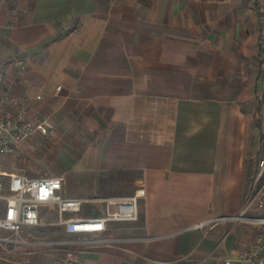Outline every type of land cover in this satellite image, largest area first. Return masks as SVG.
I'll list each match as a JSON object with an SVG mask.
<instances>
[{
  "label": "crops",
  "instance_id": "0c3cea01",
  "mask_svg": "<svg viewBox=\"0 0 264 264\" xmlns=\"http://www.w3.org/2000/svg\"><path fill=\"white\" fill-rule=\"evenodd\" d=\"M258 16L255 0H0V95L48 128L0 154L1 181L53 132L71 141L63 164L84 162L111 193L145 192L138 221L83 236L56 223L108 246L0 249V264H224L248 250L256 224L197 225L240 213L256 179L245 102L264 95Z\"/></svg>",
  "mask_w": 264,
  "mask_h": 264
},
{
  "label": "built area",
  "instance_id": "2783aa9c",
  "mask_svg": "<svg viewBox=\"0 0 264 264\" xmlns=\"http://www.w3.org/2000/svg\"><path fill=\"white\" fill-rule=\"evenodd\" d=\"M255 1L259 13V48L264 80V0ZM6 78V71L0 68V87ZM45 132H48V128L44 121L25 118L14 97L0 95V154L11 153L26 138ZM64 184V177L60 175L32 177L26 173L11 174L9 181L3 183L0 173V199L5 201L0 214V229L10 233L8 237L0 236V245L4 250L11 251L19 245H80L89 250L108 246L115 241L110 237H81L63 241L26 237L24 233L30 228L47 224L41 214L43 205H55L59 212L56 223L64 226L67 233L80 236L104 232L110 222H134L140 219V199L145 195L143 189L129 196L84 198L66 195ZM87 203L100 205V214L84 213ZM221 221L252 223L260 228L249 249L235 257L225 258L224 264H264V156L259 161L258 174L242 211L234 215L217 216L197 226L203 228Z\"/></svg>",
  "mask_w": 264,
  "mask_h": 264
},
{
  "label": "rangeland",
  "instance_id": "374dc122",
  "mask_svg": "<svg viewBox=\"0 0 264 264\" xmlns=\"http://www.w3.org/2000/svg\"><path fill=\"white\" fill-rule=\"evenodd\" d=\"M247 109L250 111V120L253 121L254 131L250 128V141L253 143V147H250V152H252V160L255 162L254 169L256 168V176L259 169V161L264 156V95L260 88L256 91V97L254 101L250 104L245 102ZM252 124L250 125V127ZM37 136V135H36ZM89 136V135H86ZM94 136V135H92ZM95 137V136H94ZM69 139V137H68ZM33 141L38 142L40 147H35L33 149H27L22 153V163L20 162V167L22 171L20 173H26L31 176H46V175H60L64 177L65 192L68 196L74 197H88L101 195L104 197L108 196H123L127 194V190L122 187L128 185L129 183H121L117 181L113 183L115 188H112L116 192L106 191L108 186L112 182L105 181L104 176L98 173V171H91L92 169L84 162L76 164H63L58 160V156L62 155V145L63 147L69 142L64 144L58 143L57 134L53 133L48 138L46 136H37L32 138ZM71 140V139H70ZM94 141V139H92ZM71 141L68 143L70 144ZM49 144V145H48ZM70 146V145H68ZM249 150V146H248ZM254 177V176H253ZM256 178V177H255ZM254 178L251 180V189L253 187ZM109 192V193H108ZM248 199V198H247ZM5 201L0 199V214L3 212V207ZM100 205L87 203L84 206V213L96 214L99 213ZM45 217V222L47 226L41 227L39 229L31 230L30 238L36 240H48V241H63L67 240L61 231V227L56 225L58 214L55 210L45 209L43 211ZM32 235V236H31ZM1 237H8L10 233L0 229ZM248 238V237H245ZM28 251H37L43 248V246L37 245H19ZM17 246V248L19 247ZM0 249L4 250L3 246L0 245Z\"/></svg>",
  "mask_w": 264,
  "mask_h": 264
}]
</instances>
